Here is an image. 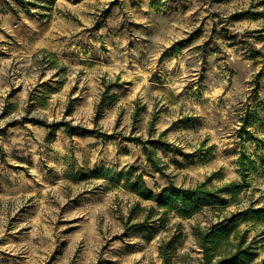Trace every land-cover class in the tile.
<instances>
[{
  "label": "rangeland",
  "instance_id": "374dc122",
  "mask_svg": "<svg viewBox=\"0 0 264 264\" xmlns=\"http://www.w3.org/2000/svg\"><path fill=\"white\" fill-rule=\"evenodd\" d=\"M139 173L217 197L145 221ZM262 209L264 0H0V264H162L175 224L199 264L192 227L232 213L260 263Z\"/></svg>",
  "mask_w": 264,
  "mask_h": 264
},
{
  "label": "trees",
  "instance_id": "16d2710c",
  "mask_svg": "<svg viewBox=\"0 0 264 264\" xmlns=\"http://www.w3.org/2000/svg\"><path fill=\"white\" fill-rule=\"evenodd\" d=\"M41 53L44 56L52 58L48 63L53 66L54 56L51 53L42 50ZM51 61V62H50ZM63 71V70H62ZM109 87V86H108ZM107 87V88H108ZM112 96V94H111ZM107 99V91L102 94V101ZM133 121H137L136 112L133 113ZM152 120L149 122V126L152 125ZM59 124L48 126L51 129L59 127ZM152 145H160L163 148H169V145L157 140L148 141ZM147 162L152 169H160L157 164L152 160L149 154H146ZM204 183L199 184L196 188H182L176 187L172 184H167L162 189V195H155L149 188H147L142 174H138L132 183V188L135 194L142 200H157L158 206L164 209L161 212H157L153 206L149 207V211L144 215L145 221H154V216L159 214L156 219L162 225H165L168 218L167 215L171 210H176L182 216H188L196 210V198L197 195H202L208 201L214 200V191L206 189ZM238 189L236 187L231 189L233 197L236 196ZM165 197V199H162ZM137 211L141 210L139 204L135 206ZM136 211V212H137ZM133 213V215L136 214ZM262 219H264V209L260 210ZM237 215L233 214L229 218H224L216 223L211 224L209 227L203 229L196 226L192 227V233L197 241V244L202 250V259L199 264H262L264 259L260 263H253L257 256L256 250L253 245L256 243L255 237L246 242V230L239 231L231 228ZM151 219V220H150ZM179 232L169 235L167 238L160 241L158 246L159 256L162 259V264H171L173 257L176 255V245L181 238V226L175 224Z\"/></svg>",
  "mask_w": 264,
  "mask_h": 264
}]
</instances>
